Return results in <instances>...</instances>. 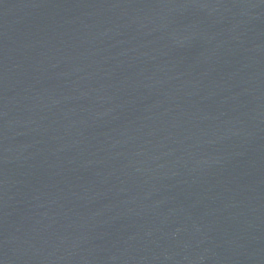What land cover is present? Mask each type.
Segmentation results:
<instances>
[{
    "label": "water",
    "instance_id": "1",
    "mask_svg": "<svg viewBox=\"0 0 264 264\" xmlns=\"http://www.w3.org/2000/svg\"><path fill=\"white\" fill-rule=\"evenodd\" d=\"M0 264H264V0H0Z\"/></svg>",
    "mask_w": 264,
    "mask_h": 264
}]
</instances>
